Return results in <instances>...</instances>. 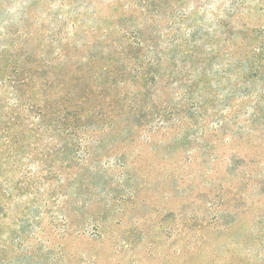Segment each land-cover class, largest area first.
I'll list each match as a JSON object with an SVG mask.
<instances>
[{
    "label": "rangeland",
    "instance_id": "rangeland-1",
    "mask_svg": "<svg viewBox=\"0 0 264 264\" xmlns=\"http://www.w3.org/2000/svg\"><path fill=\"white\" fill-rule=\"evenodd\" d=\"M0 264H264V0H0Z\"/></svg>",
    "mask_w": 264,
    "mask_h": 264
}]
</instances>
